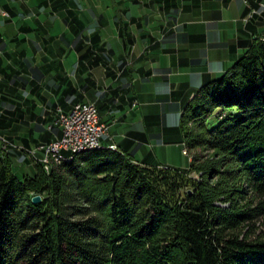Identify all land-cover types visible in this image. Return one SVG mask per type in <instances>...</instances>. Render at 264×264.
Returning <instances> with one entry per match:
<instances>
[{
    "label": "trees",
    "instance_id": "obj_1",
    "mask_svg": "<svg viewBox=\"0 0 264 264\" xmlns=\"http://www.w3.org/2000/svg\"><path fill=\"white\" fill-rule=\"evenodd\" d=\"M239 47L180 115L186 147L214 154L189 169L136 163L117 146L20 180L0 148V264H264V37ZM77 53L98 64L92 46Z\"/></svg>",
    "mask_w": 264,
    "mask_h": 264
},
{
    "label": "rangeland",
    "instance_id": "obj_2",
    "mask_svg": "<svg viewBox=\"0 0 264 264\" xmlns=\"http://www.w3.org/2000/svg\"><path fill=\"white\" fill-rule=\"evenodd\" d=\"M263 3L264 0L260 2L257 11L252 13L264 15V7H261ZM181 9L180 2L176 0H0V148L9 154L12 171L18 179L22 180L23 175L32 176L38 164H41L43 170L49 174L52 165L71 162L75 154L106 147L116 149L117 146L112 144L109 131L111 121L115 122L114 118L109 119L99 108L101 104L104 107L109 93L107 84L103 83L101 77L109 74L120 76L127 73L130 67L138 64L141 67L143 64L151 65L154 45L158 42L163 43L167 39V34L171 31L170 25ZM250 18L251 15L247 20ZM21 32L25 36H21ZM31 33H34V36L28 35ZM116 33L124 41L126 34L130 36L129 43L125 44L120 54L110 50L109 43L114 41ZM262 37L264 34L251 36V38ZM92 38L96 41L89 44ZM21 39H24L27 45L30 41L33 50L26 52L29 51V57L33 56L37 66L42 65L40 60L42 56L53 60V67L39 68L44 75L49 76L32 85L34 91L30 96L27 94L29 85L22 81L23 78L28 80L31 77L30 69L21 67L16 57L20 48H16L17 51L12 48L13 50L8 49L10 51L3 52V45L13 47L17 40ZM83 45L92 46L95 56L96 54L99 56L95 83L97 88L94 90L98 102L97 104L87 102L82 98L71 104L72 106L82 103L93 104L97 109L98 118L105 124L107 131L96 149L77 153L67 152L64 155L51 150L45 154L47 147L61 137V127L58 122L61 114H68L72 108L71 106L67 113H63L61 108L68 100L63 96V99L58 101L52 97L51 101L49 90L52 88L58 92L66 80L69 87L73 86L74 74L81 63L78 61L72 65L76 58L72 57L73 54L69 53L68 49L74 48L75 55L78 56L77 49ZM48 50L51 52L49 53ZM38 52L41 55H37ZM195 52L192 53L196 57L189 58L195 61L192 60L186 65L178 66L171 62V56L176 53H164L163 59L161 58L159 62L163 67L155 71L150 66L147 73L156 78L150 80L148 100L155 106L156 112L145 117V120H141L136 112L133 113L131 119L134 124H131L132 126L127 130L135 132L137 128L132 129V127H139L142 138L136 141L128 135L132 142L125 141L130 145L126 150L136 163H144L142 160L145 159L146 164H158V167L189 169L195 156L212 159L214 155L212 151L188 149L183 143L184 133L180 130V115L197 90L204 83L217 79L225 73L234 59L232 52L225 57L221 52L218 54L206 51ZM7 54L8 60L5 58ZM116 54L120 55V60L111 65L110 61ZM239 54H242V51ZM67 55L71 56L68 57L66 64L57 65L65 61ZM180 55L188 56L189 53L181 52ZM2 61L3 67H1ZM167 61L173 65L169 66ZM91 66L86 64L85 70H92ZM154 81L158 83V87L155 86ZM55 96L58 98L59 94ZM27 110L29 112L31 110L32 115H28ZM217 115L214 114L208 121L216 122ZM192 129L191 124L184 128L186 131ZM114 140L115 143L119 141L115 138ZM185 179L186 182L188 179L198 181L199 174L189 171ZM219 179L221 178L210 180L211 186L219 185ZM254 223L256 234L264 231V222L261 219Z\"/></svg>",
    "mask_w": 264,
    "mask_h": 264
},
{
    "label": "crops",
    "instance_id": "obj_3",
    "mask_svg": "<svg viewBox=\"0 0 264 264\" xmlns=\"http://www.w3.org/2000/svg\"><path fill=\"white\" fill-rule=\"evenodd\" d=\"M176 1L180 2L182 9L178 13L177 17H175V19L172 21V24L170 25L171 31L167 34V39H165L163 43L158 42L154 45L153 54L150 61V63L152 62L151 65H147L146 63L147 66L143 64L141 67L138 66V64L134 67H130L127 73H124L120 76H117L118 74H109L101 77L103 83L107 84V91L109 93L105 99L107 100V105L105 104L104 107H102V104L99 105L100 103L98 105L100 111H103V113L106 114L109 119L111 117L114 118L113 120L115 122L111 121L112 125L109 129L112 137V144L121 147L123 150H125V152H127V147H130V145H127L125 141H128V143L132 142V140H129L130 137L128 135H130L132 139L136 141L142 138L139 127H132V129L137 128L135 132H130L127 130L132 126L131 124H134L133 120L131 119V115L136 112V114L140 116L141 120H145V117L147 118L149 115H153L156 112L155 106L152 105L150 100H148L150 92L149 88H151L149 83L151 82L150 80L153 78L155 79L156 76L153 75V77L148 75L147 72L150 69V66L151 68L153 67L155 71L163 67L161 64H159V62L161 58L163 59L164 53H176V55L173 54L174 56H171V62L178 66L186 65V63L191 62L193 59L189 58L193 56L196 57V55L193 54L195 51V53L198 51H206L213 54H218L221 52L223 53L224 57L227 56L228 53L232 52L233 59L235 60V57L240 55L239 52L244 51L243 48L239 47V42L245 41L251 38V36L264 34V15L259 16L252 13L257 11L262 0ZM249 15H251V18L247 20ZM20 35L25 36V34L22 32ZM28 35L34 36V33ZM124 38L126 39L125 41L116 33L114 41L109 43L112 47H110L111 52L119 54L123 52L124 46H126L125 44L129 43V34H126ZM17 41L18 42L15 43L16 45H13V47H10V45H3V52L5 53L13 49L17 51L16 48H20L16 57L18 58V61L20 62L19 65L21 67L30 69L29 76L31 77L28 80H25L24 78L22 79L23 82H27L29 85L27 94L30 96L34 91V87L31 88L32 85L34 86L36 81L41 82L47 76H49L44 75V73H42L39 68L53 67V60L48 59L46 56H42L40 58L42 65L37 66L33 56L29 57V51L26 52V50L32 49L29 43L30 41L28 42V45L25 44L26 41L24 39ZM134 41L136 43L137 39L135 38ZM138 45L139 43L137 46ZM36 51L37 50H35V52ZM48 51L49 53L51 52V50ZM68 52H72V57L75 56L76 58V61L72 64L74 65L79 61L78 56L75 55V49L69 48ZM181 52L189 53V55L181 56ZM37 55H41V53L38 52ZM69 56L71 55H67L65 61L62 63L59 62L57 65L61 66L62 64H66ZM115 57L110 61V64L112 63L111 65L117 63L120 60V55L117 56L116 54ZM5 58L8 60V54L5 56ZM9 59H11L10 56ZM193 61H195V59ZM168 62L169 61H167V63ZM170 64L171 63L169 62L168 65L170 66ZM85 65L84 62H81V66H79L78 70L74 74L75 80L72 87L68 86L66 80L65 84L60 86V90H58V92L52 88L49 90V98L51 101L52 97L58 101L63 99V96L64 99L69 101H67V103L65 102L66 104L64 103L65 105H63L61 108L63 113H67L73 105L71 102L74 103L76 100L78 101V99L82 100L83 98L87 102H95L96 104L98 102L97 97L94 95V90L97 88L95 84L97 82L96 72L97 68L99 67L97 64H93L91 66L92 68H90L92 70L86 71V68L84 67ZM3 66L4 63L2 61L1 67ZM64 68H66V66ZM60 83H62V80ZM153 83H156V81ZM155 86L158 87V83H156ZM56 94H59L58 98H56ZM66 96L68 98H66ZM31 112V110L30 112L28 110L26 111L28 115H32L30 114ZM112 135L115 139L119 140L117 143L114 142L115 140ZM109 145H111V143ZM142 161L145 163L146 160L143 159Z\"/></svg>",
    "mask_w": 264,
    "mask_h": 264
},
{
    "label": "built area",
    "instance_id": "obj_4",
    "mask_svg": "<svg viewBox=\"0 0 264 264\" xmlns=\"http://www.w3.org/2000/svg\"><path fill=\"white\" fill-rule=\"evenodd\" d=\"M261 7H264V3ZM58 122L61 137L47 147L45 154L51 150H59V155H64L73 147L99 145L107 131L105 124L98 118L97 109L93 104L82 103L72 106L68 114H61Z\"/></svg>",
    "mask_w": 264,
    "mask_h": 264
},
{
    "label": "bare ground",
    "instance_id": "obj_5",
    "mask_svg": "<svg viewBox=\"0 0 264 264\" xmlns=\"http://www.w3.org/2000/svg\"><path fill=\"white\" fill-rule=\"evenodd\" d=\"M99 145H90V146H87V147H84V148H81V147H73L72 150H70L69 152H79V151H84V150H92V149H96L98 148ZM56 152H58L59 154V150H56ZM49 153V152H48ZM56 154V153H55ZM51 155V154H50ZM48 157V156H47ZM53 158V157H52ZM55 158V157H54ZM59 158V157H58ZM59 160V159H58Z\"/></svg>",
    "mask_w": 264,
    "mask_h": 264
},
{
    "label": "water",
    "instance_id": "obj_6",
    "mask_svg": "<svg viewBox=\"0 0 264 264\" xmlns=\"http://www.w3.org/2000/svg\"><path fill=\"white\" fill-rule=\"evenodd\" d=\"M40 201H41V198L39 196H35L32 198L33 204H38V203H40Z\"/></svg>",
    "mask_w": 264,
    "mask_h": 264
}]
</instances>
